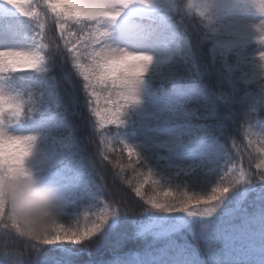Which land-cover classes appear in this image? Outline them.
Returning <instances> with one entry per match:
<instances>
[{"label":"snow or ice","instance_id":"1","mask_svg":"<svg viewBox=\"0 0 264 264\" xmlns=\"http://www.w3.org/2000/svg\"><path fill=\"white\" fill-rule=\"evenodd\" d=\"M0 21V174H30L37 131L69 129L83 114L102 144L112 126L140 141H118L135 157L128 166L160 178L147 197L146 181L133 188L151 209L135 231L147 241L141 252L120 253L138 201L120 194L101 205L97 186L98 211L83 223L67 214L43 235L25 233L0 207V264H264V0H0ZM16 73H25L21 82ZM156 80L172 81L171 91H158ZM24 127L36 134H18ZM234 128L256 140L240 146ZM57 143L65 181L77 195L91 189L70 133ZM242 202L254 211L234 207ZM191 230L208 259L177 242ZM102 247L112 259L98 255Z\"/></svg>","mask_w":264,"mask_h":264},{"label":"trees","instance_id":"2","mask_svg":"<svg viewBox=\"0 0 264 264\" xmlns=\"http://www.w3.org/2000/svg\"><path fill=\"white\" fill-rule=\"evenodd\" d=\"M193 4L198 3L199 0H191ZM189 0H184V4L187 5ZM188 15L190 18H195L196 21H200L198 11L196 8H192ZM3 25L5 24L4 21ZM14 27V25H13ZM58 35V33H57ZM209 52L211 49L209 48ZM191 68V64L187 66ZM178 69L184 71V65L181 62L178 64ZM194 71V70H193ZM17 82H21L25 73H16L14 74ZM172 81L168 80H156L154 81V87L158 91H171ZM34 97L40 95V90L38 87H32L30 89ZM101 95V105L104 104V95L106 93L100 92ZM27 99V96H25ZM197 105L192 104L190 108H195ZM28 106H25L27 111ZM71 128H54L52 127L45 133L38 134L39 140L37 143L38 150L35 151L33 159L29 161V167L35 169V171L40 174H54L59 171H64L68 165V161L62 159L64 153L61 151L60 144L57 143L58 140L67 137L70 133L71 142L75 147H79L80 151L77 156V159H83L84 167L81 169L86 176L90 177V187L91 189H86L82 194L77 195L76 190L70 193H63L66 196L74 197L71 200L68 208V216L77 217L83 223V214L89 210L98 211L99 207L97 204L92 203L91 199L95 196V191L97 186H101V194L98 197L100 204L104 202H110L113 200L114 196L120 194L126 195L130 200L138 201V206L129 213V222L127 225V230L129 233V238L124 242L123 247L120 249L121 254L128 253H138L141 252L147 245V241L144 238H138L135 236L136 227L139 223L147 221L146 210L151 211L150 206L147 205L144 200L135 195L133 188L142 181L144 183L143 191L145 192L146 197L148 195L154 194L158 191L154 189L152 181L159 180L158 176L148 177L146 175L147 169L142 168L140 164H134V167H129L130 160L134 163L135 157H129L127 150L124 149V143L118 141H126L128 143H138L140 141H129L128 138L124 135L117 137L115 135V127L112 126V135L107 137V144L101 143V138L99 134L93 136L94 129L90 126L88 120L85 119V116L82 114L80 116H73L70 118ZM26 124V121H25ZM246 127V126H245ZM31 128L24 127V134H34L31 132ZM121 133L125 130L121 129ZM258 131V130H256ZM232 134L236 137L237 143L242 146H247V140L250 138L253 141L256 140V136L246 137L242 129H233ZM260 148L259 144L254 143L252 148L248 149V152L251 153L253 160L251 162L252 170L255 171V163L259 162L257 157V152ZM105 155L107 159H105ZM48 158L55 160V163L51 166H41L39 161L42 158ZM77 161H73V164H76ZM243 166L248 168L250 161L247 154H245L242 160ZM139 173H145V175H139ZM164 191L171 190L175 192V186L164 187ZM162 196V191L159 193ZM234 207L242 208L245 207V211L251 214L254 210L247 203H241L240 205H234ZM258 211V210H256ZM230 217H226L225 220L232 223H239V220H231ZM66 222V221H62ZM228 227V223L224 225ZM178 243L186 244L188 247L193 249L201 259H208L207 257V245L204 239L200 236L198 230H191L184 232L181 236ZM75 247H79L76 245ZM2 248V245H0ZM102 255L105 259H112V254L110 251H105L102 247L98 253Z\"/></svg>","mask_w":264,"mask_h":264},{"label":"clouds","instance_id":"3","mask_svg":"<svg viewBox=\"0 0 264 264\" xmlns=\"http://www.w3.org/2000/svg\"><path fill=\"white\" fill-rule=\"evenodd\" d=\"M0 207L25 233L43 235L65 220L69 205L57 186L33 170L28 175L0 174Z\"/></svg>","mask_w":264,"mask_h":264},{"label":"rangeland","instance_id":"4","mask_svg":"<svg viewBox=\"0 0 264 264\" xmlns=\"http://www.w3.org/2000/svg\"><path fill=\"white\" fill-rule=\"evenodd\" d=\"M4 25H3V22L0 21V28H3ZM52 127L50 126H46V127H43V128H40L38 131H37V134H41V133H45L47 132L49 129H51ZM32 133L36 134V130L32 129L31 130ZM25 132L22 130L20 133L18 134H24ZM82 172V171H81ZM63 171H60V172H57V173H54V174H40V177L46 181L47 183L51 184V185H55L57 186L61 191H63L64 193H70L72 191H75L76 188L73 184H68L63 175H62ZM82 174L85 176V178L89 181L90 183V180L91 178L86 176L84 172H82ZM243 210H245V207H242ZM232 218L230 217L229 218V221H231ZM136 253V252H135Z\"/></svg>","mask_w":264,"mask_h":264}]
</instances>
